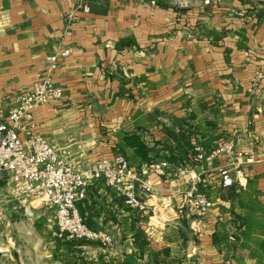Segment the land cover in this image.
Wrapping results in <instances>:
<instances>
[{
	"label": "crops",
	"instance_id": "crops-1",
	"mask_svg": "<svg viewBox=\"0 0 264 264\" xmlns=\"http://www.w3.org/2000/svg\"><path fill=\"white\" fill-rule=\"evenodd\" d=\"M82 1L88 12L78 8ZM59 46L70 49L52 74L63 97L34 109L37 130L69 151L77 170L122 152L153 185L143 197L148 210L125 206L101 181L79 202L91 227L113 234L109 257L119 264H264V18L251 3L0 0V121ZM234 132L236 149L252 157L229 187L219 174L229 156L195 169L212 201L208 215L196 218L182 203L190 172L158 174L149 163L185 162L192 141L214 148ZM131 134L145 143L147 160L124 141ZM219 216L237 225L236 243L224 242Z\"/></svg>",
	"mask_w": 264,
	"mask_h": 264
},
{
	"label": "built area",
	"instance_id": "built-area-1",
	"mask_svg": "<svg viewBox=\"0 0 264 264\" xmlns=\"http://www.w3.org/2000/svg\"><path fill=\"white\" fill-rule=\"evenodd\" d=\"M78 8L89 11L88 4L83 1ZM68 17L74 20L75 14L69 12ZM69 54V48L57 47L55 53L48 56L43 75L17 95L16 104L0 121V177L3 173L8 175L6 184L11 185L12 194L25 198L41 197L51 207L55 232L61 239L96 241L110 246L114 241L113 234L106 229L91 227L80 214L79 202L87 199L90 186L101 181L122 199L125 206L143 211L149 209L143 197L151 194L153 185L122 152L101 156L88 167L77 170L66 159L69 151L57 148L37 130L34 109L63 97V89L53 81L52 74L60 59ZM256 74L258 79L263 76L259 71ZM235 142V132L224 137L214 148H206L201 141L195 140L185 162L174 164L160 160L150 162L149 166L158 174H164V170L171 167L175 168V175L190 172L189 187L183 193L182 203L191 215L204 218L212 201L200 190L199 185L204 179L195 169H201L204 163L225 154L231 160L219 169V174L223 187L232 186L244 159L252 157L250 153L237 150ZM150 211L155 214L153 209ZM217 223L221 226L224 242L236 243L237 225L224 216H219Z\"/></svg>",
	"mask_w": 264,
	"mask_h": 264
},
{
	"label": "rangeland",
	"instance_id": "rangeland-1",
	"mask_svg": "<svg viewBox=\"0 0 264 264\" xmlns=\"http://www.w3.org/2000/svg\"><path fill=\"white\" fill-rule=\"evenodd\" d=\"M173 0H155L167 4ZM264 18V0H248ZM8 175L0 177V264H119L109 257L114 245L68 241L55 232L51 207L40 198L12 194ZM104 249L106 251H104Z\"/></svg>",
	"mask_w": 264,
	"mask_h": 264
},
{
	"label": "trees",
	"instance_id": "trees-1",
	"mask_svg": "<svg viewBox=\"0 0 264 264\" xmlns=\"http://www.w3.org/2000/svg\"><path fill=\"white\" fill-rule=\"evenodd\" d=\"M124 141L126 142L127 145H129L134 152L141 157L144 160L148 159V154H147V147L145 143L141 140L140 136L131 134V135H125L124 136ZM3 183H0L2 185Z\"/></svg>",
	"mask_w": 264,
	"mask_h": 264
},
{
	"label": "water",
	"instance_id": "water-1",
	"mask_svg": "<svg viewBox=\"0 0 264 264\" xmlns=\"http://www.w3.org/2000/svg\"><path fill=\"white\" fill-rule=\"evenodd\" d=\"M198 170H199V168H198Z\"/></svg>",
	"mask_w": 264,
	"mask_h": 264
}]
</instances>
